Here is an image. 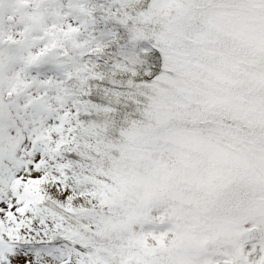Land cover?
Instances as JSON below:
<instances>
[{"label": "snow or ice", "instance_id": "obj_1", "mask_svg": "<svg viewBox=\"0 0 264 264\" xmlns=\"http://www.w3.org/2000/svg\"><path fill=\"white\" fill-rule=\"evenodd\" d=\"M0 264H264V0H0Z\"/></svg>", "mask_w": 264, "mask_h": 264}]
</instances>
